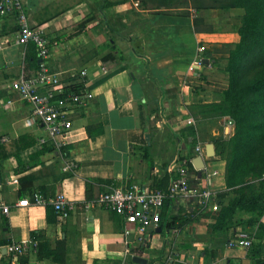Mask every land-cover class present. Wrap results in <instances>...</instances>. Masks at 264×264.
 I'll return each instance as SVG.
<instances>
[{"label": "crops", "instance_id": "crops-1", "mask_svg": "<svg viewBox=\"0 0 264 264\" xmlns=\"http://www.w3.org/2000/svg\"><path fill=\"white\" fill-rule=\"evenodd\" d=\"M21 1L50 37V69L67 86L86 70L92 96L69 109L66 137L49 138L11 85L38 70V48L16 42L15 10L0 12V264H257L264 235L260 251L230 246L240 227L213 231L212 208L193 218L187 201H173L168 215L179 226L163 220L139 238L97 202L122 183L166 188L180 159L197 176L193 159L201 154L207 164L203 150L222 118L202 106L224 99L227 62L218 48L239 10L225 15L192 0ZM200 57L204 65L189 71ZM35 193L46 202H35ZM60 193L73 205L66 218L51 203ZM24 199L30 204L18 205ZM12 242L26 249L12 255Z\"/></svg>", "mask_w": 264, "mask_h": 264}, {"label": "built area", "instance_id": "built-area-1", "mask_svg": "<svg viewBox=\"0 0 264 264\" xmlns=\"http://www.w3.org/2000/svg\"><path fill=\"white\" fill-rule=\"evenodd\" d=\"M11 10L17 12L19 32L16 37L17 43H33L39 51L40 62L38 70L30 76H21L15 79L11 85L17 91L20 98L31 107V116L43 124L48 137L57 144L59 137H66L73 127V121L67 114L71 107L85 104L92 93L86 89L87 74L82 70L80 74H74L79 78V83L84 89L72 91L60 76L50 69L48 58L50 55L51 40L45 28L33 25L24 10L21 0H0V12ZM204 47H200L203 50ZM204 65L200 57L189 68L194 72L199 66ZM192 123V119L188 120ZM46 139L42 138L41 142ZM199 152L201 147H197ZM190 162V161H189ZM204 172V171H203ZM34 200L37 203H45L44 197L35 193ZM196 202L201 209H219L218 195L213 189L212 175L198 177L192 175L189 170L188 160L180 159L174 169V175L166 188L149 187L140 183H122L101 192L97 198L98 204L123 219L124 232L127 235L134 234L142 238L148 228H156L161 225L162 214L165 205L170 201ZM30 200H21L18 205H28ZM55 210L60 218L70 215L73 205L60 193L51 199ZM2 211L9 213L8 205L2 206ZM230 246L243 247L252 251L255 236L247 232H238L229 239ZM6 249L12 255H18L26 249L22 243H8Z\"/></svg>", "mask_w": 264, "mask_h": 264}, {"label": "trees", "instance_id": "trees-1", "mask_svg": "<svg viewBox=\"0 0 264 264\" xmlns=\"http://www.w3.org/2000/svg\"><path fill=\"white\" fill-rule=\"evenodd\" d=\"M192 1L196 8H227L239 10L243 15L239 27L240 41L230 51L227 60L229 82L223 90L224 99L202 106L216 116L229 115L235 120L232 147L228 154L227 183H243L249 174L260 176L264 172V0H224L218 5L207 0ZM117 58L113 59L115 63ZM33 60L37 62L36 57ZM80 85L77 82L69 87L80 92ZM88 132L93 134L90 129ZM172 202L165 205L162 214V221L170 228L179 226L176 225L177 218L168 215ZM218 204L213 231L254 225L264 215V181L260 190L251 189L250 193H245L241 189L239 196L228 202L220 195ZM32 235L36 239L35 233ZM259 239H262V234L255 236L253 252L260 251ZM262 257L259 260V256L257 264H264V255Z\"/></svg>", "mask_w": 264, "mask_h": 264}, {"label": "rangeland", "instance_id": "rangeland-1", "mask_svg": "<svg viewBox=\"0 0 264 264\" xmlns=\"http://www.w3.org/2000/svg\"><path fill=\"white\" fill-rule=\"evenodd\" d=\"M201 1V0H198ZM210 4H220L225 2L224 0H207ZM75 2V0H66L63 3ZM225 15H228L232 9L224 8L222 9ZM105 13V12H104ZM243 15H239V21L237 25H229L226 26L228 29L227 39L224 43L220 52L222 53V59L224 62H227L230 51L236 46V44L240 41L241 35L239 33V27L242 25ZM224 25V24H222ZM217 125H216V134L210 137L211 141L216 146V153L213 156L206 155L203 150L204 156L208 161L205 167L202 169L204 171L205 176L212 175L213 179V189L217 192V195H222L226 202L229 200L239 196L240 190L245 191V193H250L251 189L260 190L264 181V172L258 175L249 174L246 177V182L238 183L235 185H228L227 183V163H228V154L230 152V147H232V137L235 131V120L229 115H219ZM200 136L196 137V141H199ZM199 151V150H198ZM188 207L185 210H190V215H193V218H197L200 216L206 209H201L198 203L187 201ZM185 207L181 206L180 210H183ZM218 210H216V215ZM206 213V212H205ZM264 225L261 219H259L254 225L250 226H242L239 228V232H247L252 234L253 236H258L262 234L264 235ZM264 252V250H263ZM263 257H260L259 260H262Z\"/></svg>", "mask_w": 264, "mask_h": 264}, {"label": "water", "instance_id": "water-1", "mask_svg": "<svg viewBox=\"0 0 264 264\" xmlns=\"http://www.w3.org/2000/svg\"><path fill=\"white\" fill-rule=\"evenodd\" d=\"M206 154L208 156H213L215 154V146L213 142H210L207 144L206 146ZM193 164L195 165V167L198 170V176L201 177L202 176V169L205 167V161L202 157L201 154L197 155L194 159H193ZM0 183H1V177H0ZM134 259H136L137 261H145V259L141 258V257H134Z\"/></svg>", "mask_w": 264, "mask_h": 264}]
</instances>
